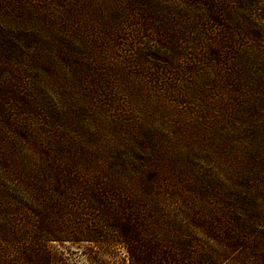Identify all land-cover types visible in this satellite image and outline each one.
<instances>
[{"label":"trees","instance_id":"trees-1","mask_svg":"<svg viewBox=\"0 0 264 264\" xmlns=\"http://www.w3.org/2000/svg\"><path fill=\"white\" fill-rule=\"evenodd\" d=\"M85 7L103 57L75 67ZM80 242L264 264V0H0V264Z\"/></svg>","mask_w":264,"mask_h":264},{"label":"rangeland","instance_id":"rangeland-1","mask_svg":"<svg viewBox=\"0 0 264 264\" xmlns=\"http://www.w3.org/2000/svg\"><path fill=\"white\" fill-rule=\"evenodd\" d=\"M89 8L85 7L82 11L78 9L77 11V15L75 17V20L73 22L74 25V56H75V67H77V65L79 63H77L79 60H84V61H88L90 64L93 65V62H95L96 60H100L99 58H101V56L103 57V45L100 46L101 48H99L98 46H86V44H81V38L80 35H82L84 38L87 37V34H89L90 32L93 31L95 25L93 23L95 22H89ZM101 49V50H100ZM103 61V60H101ZM92 67V66H91ZM93 68V67H92ZM77 82V81H76ZM77 84H80L79 82H77ZM98 116H94L93 118H91L93 121V123H97V121L101 120L100 128H102L103 130V109H101L98 112ZM99 123V122H98ZM55 245V244H54ZM87 244L80 242V243H66L63 244V247H59L56 246L58 249H62V248H66L67 250H69L71 252V256H72V263L74 264H86V262L84 261V255H83V251L85 249V246Z\"/></svg>","mask_w":264,"mask_h":264}]
</instances>
